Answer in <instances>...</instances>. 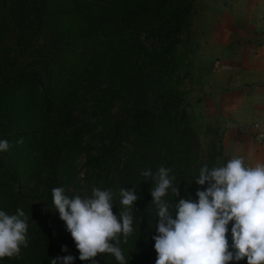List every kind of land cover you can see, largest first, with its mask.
Segmentation results:
<instances>
[{"label":"trees","instance_id":"trees-1","mask_svg":"<svg viewBox=\"0 0 264 264\" xmlns=\"http://www.w3.org/2000/svg\"><path fill=\"white\" fill-rule=\"evenodd\" d=\"M192 5L193 0H0V140L10 145L0 152V211L22 209L28 224V246L0 264H50L69 255L73 264H93L79 259L52 197L61 187L74 198L69 191L80 158L93 184L113 193L114 214L122 210L119 190L137 191L133 232L119 244L128 264H148L136 251L145 231L156 235L150 189L160 167L170 169L180 190L176 198L171 189L162 198L169 206L186 192L197 200L196 192L207 188L195 181L202 167H218V155L207 164L198 161L199 143L172 82L173 57L189 30ZM37 40L46 59L23 67L19 54L34 50ZM116 135L124 138V153L120 170L108 176L102 170ZM145 170L153 176L144 177ZM40 176L41 187L28 188ZM226 236L232 239L231 227ZM95 264L119 262L105 253Z\"/></svg>","mask_w":264,"mask_h":264},{"label":"clouds","instance_id":"clouds-1","mask_svg":"<svg viewBox=\"0 0 264 264\" xmlns=\"http://www.w3.org/2000/svg\"><path fill=\"white\" fill-rule=\"evenodd\" d=\"M23 143V138L17 141ZM10 145L0 140V152ZM170 169L160 167L150 189L151 203L158 208L154 250L155 264H231L247 259V264H264V164L245 166L242 157L229 160L226 166L200 169L196 185L207 188L196 192L197 200L180 198L175 202V215L162 198L168 190L180 195L173 186ZM152 177L150 170L142 172ZM61 187L52 190L53 204L65 223L79 251L81 261H93L101 254H110L119 264H128L122 253L124 242L133 232V209L139 199L135 188L119 190L122 210L113 213L111 190L93 188L91 198H69ZM232 223L233 251L226 238ZM27 217L22 209L16 214L0 211V259L18 257L21 246L27 247ZM67 247L62 251L67 252ZM74 257L62 256L50 264H73Z\"/></svg>","mask_w":264,"mask_h":264},{"label":"crops","instance_id":"crops-1","mask_svg":"<svg viewBox=\"0 0 264 264\" xmlns=\"http://www.w3.org/2000/svg\"><path fill=\"white\" fill-rule=\"evenodd\" d=\"M230 1L217 29L218 61L225 68L206 87L200 114L219 129L226 162L242 157L255 167L264 164V0Z\"/></svg>","mask_w":264,"mask_h":264},{"label":"rangeland","instance_id":"rangeland-1","mask_svg":"<svg viewBox=\"0 0 264 264\" xmlns=\"http://www.w3.org/2000/svg\"><path fill=\"white\" fill-rule=\"evenodd\" d=\"M230 0H193L191 9L190 27L189 30L181 37L178 42L174 57H173V74L172 82L177 85L181 91L182 106L187 114V119L194 131L199 143V160L207 164L209 159L215 157L214 163L219 167L222 164V157L219 149L220 131L215 128L216 125L212 122H207L202 119L200 114V106L205 97V89L214 80V74L217 69L213 68L215 62H218L217 55V32L222 25L223 14L222 10L230 6ZM228 5V6H227ZM231 8V7H230ZM230 16L227 17L230 21V27L234 25L233 17L230 9ZM35 48L24 51L19 54V63L23 67H33L38 61L46 59L47 53L43 42L40 40L35 42ZM214 71V72H213ZM169 71L163 74V79H166ZM108 148L111 152L107 153L108 158L103 168V174L108 176L116 174L121 167V155L124 153V138L123 136L111 137L108 142ZM225 159V158H224ZM83 159L76 161L77 174L75 178L76 186L71 188L69 193L74 197L80 196L82 199L92 196L93 188H97L99 183L93 184L91 171L87 168H82ZM227 164L226 160L224 161ZM41 175L44 176L42 173ZM32 179L28 188L41 187L42 177ZM98 189V188H97ZM34 195V194H33ZM36 195H38L36 193ZM192 197L191 192H186L182 198ZM167 202L166 199H164ZM37 201V200H35ZM176 203L179 201L176 200ZM175 202L169 206L171 214L175 215ZM158 219V208L154 204ZM232 227V223L228 225V229ZM228 235V233H227ZM154 234H147L141 242V247L137 249L138 257L147 259L148 264H155L157 254L154 250V240L151 238ZM227 238V236H226ZM229 251L234 249L231 247L232 239L227 238Z\"/></svg>","mask_w":264,"mask_h":264},{"label":"built area","instance_id":"built-area-1","mask_svg":"<svg viewBox=\"0 0 264 264\" xmlns=\"http://www.w3.org/2000/svg\"><path fill=\"white\" fill-rule=\"evenodd\" d=\"M213 68L218 70V69H224L225 67L223 65H221L220 63L215 62L213 65Z\"/></svg>","mask_w":264,"mask_h":264}]
</instances>
